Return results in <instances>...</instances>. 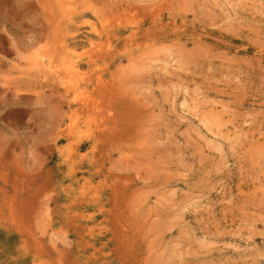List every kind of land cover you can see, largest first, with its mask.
<instances>
[{
	"label": "rangeland",
	"instance_id": "rangeland-1",
	"mask_svg": "<svg viewBox=\"0 0 264 264\" xmlns=\"http://www.w3.org/2000/svg\"><path fill=\"white\" fill-rule=\"evenodd\" d=\"M0 264H264V0H0Z\"/></svg>",
	"mask_w": 264,
	"mask_h": 264
},
{
	"label": "bare ground",
	"instance_id": "bare-ground-1",
	"mask_svg": "<svg viewBox=\"0 0 264 264\" xmlns=\"http://www.w3.org/2000/svg\"><path fill=\"white\" fill-rule=\"evenodd\" d=\"M62 10V9H61ZM130 61V60H129ZM65 66V65H64ZM65 69V68H64ZM69 75V74H68ZM68 81V80H67ZM74 82V81H73ZM82 91V90H81ZM69 135V134H68Z\"/></svg>",
	"mask_w": 264,
	"mask_h": 264
}]
</instances>
